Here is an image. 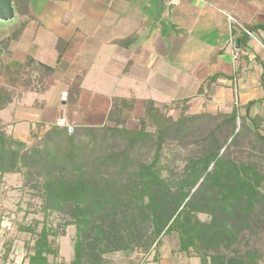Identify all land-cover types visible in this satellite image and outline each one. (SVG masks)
<instances>
[{"label":"crops","instance_id":"1","mask_svg":"<svg viewBox=\"0 0 264 264\" xmlns=\"http://www.w3.org/2000/svg\"><path fill=\"white\" fill-rule=\"evenodd\" d=\"M172 1L13 0L11 27L19 32L0 46V86L12 98L0 113H8L7 133L28 135L39 125L42 135L60 118L68 124L70 111L87 126L111 125V110L123 103L139 120L146 103L183 101L197 113L238 107L242 116L257 102L249 118L264 127V0ZM73 259L61 247L48 257L50 264ZM5 264H29L28 252ZM146 264L201 260L165 254Z\"/></svg>","mask_w":264,"mask_h":264},{"label":"rangeland","instance_id":"2","mask_svg":"<svg viewBox=\"0 0 264 264\" xmlns=\"http://www.w3.org/2000/svg\"><path fill=\"white\" fill-rule=\"evenodd\" d=\"M11 26V20L0 21V46L4 45L3 40H1L3 36L10 35L12 30L16 33L19 32ZM2 54L3 50L0 48V63L3 62L4 58ZM126 105L128 104L123 103L124 108ZM138 107L140 108L137 114H141L143 112L141 103L138 104ZM180 107L181 109L171 108L168 111L162 105L158 107L163 112L162 115H165L168 120H172L169 123L173 124L170 128L171 132L168 133L169 136L165 137L162 156L157 165L162 169L160 179L163 181V185L154 190L151 188L149 194L144 191V195H146L143 201L136 200L135 205L129 209L122 207L120 214L112 215L116 212L115 209L102 210L103 216H109L105 217L108 221L107 224L116 222L114 225L116 228L115 230L110 229L102 237L103 241L100 242L95 241L97 238L95 231L88 230L83 233V241L89 250L88 253L91 251L92 255L98 256L95 260L101 257L102 264H146L149 261H158L165 254L170 257L176 254L197 257L198 253L206 254L209 257V264H249L251 256L255 258L258 264H264V183L256 190L257 198L253 206L249 209L246 208L247 194L249 193L243 192L238 205L227 207L229 212L225 214V221L223 222L216 221L215 225L214 217L206 212L192 214L202 224L214 223L210 229H208L209 227L201 229L200 240L198 241L199 251L192 249L189 252L181 251L179 235L175 231L166 232L167 220L175 214L173 199L176 196L190 193L188 202L195 195L190 201L192 202L191 207L198 210L207 209L208 211L209 201L212 200L214 203L219 201L220 194L226 191L223 187L224 182L227 183L228 181L230 187H234L240 182L237 179L221 176L216 185L215 181L211 179L213 173H209L198 183L188 184L187 179L191 167L204 156H209L213 151L219 152L220 159L233 162L244 176L251 175L250 170H254L264 177V141L259 138L258 131L254 130L253 121L238 118L235 134H232V129L225 122V116L221 115L206 118L186 129V126L180 124L178 127L175 126V123L181 116L186 115L184 111L188 108L191 109L192 106L184 101ZM200 110L205 112V109ZM188 112L197 113V111L191 110ZM5 114L0 117L3 126L7 121L6 116L9 117L8 113ZM60 122L62 123L60 124ZM57 123L66 124L62 118ZM127 126L128 129L135 130V132L139 129H141L140 131L145 130L150 133L149 137L143 140L139 138V134H126L124 132L112 134L102 130H93L92 135L95 142L101 147L94 153L86 151L83 159L85 163L94 162L97 157H102L103 154L110 151L123 153L128 159L125 160L122 156L119 163L114 167L108 165L100 168L97 165L99 170L93 168L97 172H91L99 176L104 175L106 178L118 182L121 194H128L130 187L140 179V176L136 175L139 166H148L153 162L159 143L156 121L146 122L133 117ZM92 127L101 128L102 126L93 125ZM258 127L264 136L263 123H259ZM8 130V134H10L13 129ZM32 132L28 135H21L20 137L15 135L13 137L26 142L28 149L36 144L42 149L46 139L35 141ZM80 132L77 133V141L89 142V134L87 135L83 130ZM133 139L136 141L131 145ZM56 140L58 139L53 137L51 141ZM60 167L62 166L59 165L58 168L52 169L51 175L53 177L63 176L64 179H76V174H78L76 170L66 169L62 171ZM209 170H212V167ZM44 181V176L28 175L27 171L21 174L0 175V264H4L3 257H5L8 248L11 250L9 259L15 252L22 253L23 250L27 251L28 254H33L38 235L25 230L36 228L38 234L45 226L57 232V236L50 237L49 240L55 241V244L59 245V253L61 247L63 255L68 256L69 253L75 255L78 227L67 225L68 222L75 220L73 217L74 206L63 208L61 211L50 212L48 207L54 204L49 205L50 203L44 197ZM159 205L160 207H158ZM210 206H213L211 202ZM46 212L49 214L48 216H46ZM160 219L161 231L155 230ZM93 221L91 227L98 223L100 227L107 226L109 228V225L106 223L105 225L99 217ZM161 227L166 228L161 229ZM64 232L65 234H63Z\"/></svg>","mask_w":264,"mask_h":264},{"label":"trees","instance_id":"3","mask_svg":"<svg viewBox=\"0 0 264 264\" xmlns=\"http://www.w3.org/2000/svg\"><path fill=\"white\" fill-rule=\"evenodd\" d=\"M11 100V92L0 86V113L8 107ZM181 103L182 102H173L162 106L166 109V111L171 110V108L181 109ZM256 103L257 102H249L245 106V116L240 114L238 107H234L230 113L218 112L216 114L206 111L191 114L188 112L191 109L188 108L184 111L186 115L183 117L181 116L182 118L180 117V119L175 123V126L180 127L179 125L181 124V126H186L187 129L195 123H200L206 118H213L215 116L219 117L218 115H221L225 116V122L228 124L229 128L232 129V134H235L237 129V119L246 118V121H253L254 130L256 132L258 131L257 134L259 138L264 141V136H262L260 133L261 130L258 127L259 123L256 121L254 122V120L249 118L250 109L256 105ZM158 107L159 106L153 102L146 103L145 117L141 119L146 122L156 121V129L159 133L157 139L159 143L154 160L148 166H139V171L136 175L140 176V179L135 185L130 187V192L128 194H121L118 182L112 179L110 180L104 175L99 176L91 173L97 172L96 170H93V168L98 169L97 165H99L100 168L107 167L108 165H111L110 167H114L117 163H119L122 156L125 160L128 159L125 155H123V153L110 151L103 154L104 156L102 157H97L94 162L89 161L85 163L83 160L86 151L94 153L101 147L95 142V138L92 135L93 130H102L112 134H115L116 132L136 135L139 134V138L143 140L149 137L150 133L145 130L140 131L141 129H139L135 132V130L128 129V121H130L132 117L129 118L125 114L124 106L117 104L114 105L108 117V121L111 125H104L101 128L87 126L81 121L75 120L72 116L73 112L71 111L68 114V124L60 125L55 123L51 125L50 128L42 135L39 134L40 126L37 125L32 134L35 141L43 140V138L46 139V141L44 140L45 145L42 149H40L37 144L28 149L26 142L17 140L13 137V135L8 134L0 122V175L21 174L22 172L27 171L28 175L35 174L38 176H44V197L47 199L48 203H50L49 205H51V203L54 204L48 207L50 212L61 211L63 208H71V206H74L73 217L75 220L73 222H68L67 224L69 226L76 225L78 227V234L75 242V255L71 264L103 263L101 257L95 260L98 256L96 257L95 255H92L91 251L88 253L89 250L83 241V233L88 230H91L92 232L95 231L97 236L95 241L97 242H100L102 237L105 236L110 229L115 230L116 227L114 225L116 222L107 224L108 221L105 217L109 216H103L102 210L115 209L116 212L112 215L120 214L122 207L129 209L135 205L134 202L136 200L143 201L146 195H144V191L149 194V190L151 188L154 190L158 186L163 185V181L160 179V172L162 169L157 165L162 156L165 137L169 132H171L170 128L173 124L169 123L172 120H168L165 115H162L163 112L159 110ZM81 130L85 131L87 135L89 134V142L77 141V133H81ZM53 137L58 140L52 142L51 140H53ZM135 141L136 140L133 139L131 145H133ZM219 157V152L213 151L209 156H204L199 159L198 162L193 164V167H191L190 173L188 174V184L198 183L209 173H213L211 179L215 181V184L221 176H225L228 179H237L240 180V182L234 187H230L228 181L227 183L224 182L223 187L226 191L223 194H220L221 197L219 201L215 203L212 200L209 201L208 211L207 209H193L191 207L192 202L190 201L195 195L187 202L190 197V193L179 194L173 199L175 204V214L172 218L167 220L166 232L172 233L175 231L179 235L181 251L189 252L191 249L199 251L198 241L200 240L201 229L205 227H209L208 229H210L211 225L214 223L216 225V221H225V214H228L229 212V208L227 207L229 205H238L240 198L243 195L242 193L245 191L249 193L247 194L248 197L246 200V208L249 209L253 206V203L257 198V188L264 183V177H262L258 172L249 169L251 175L244 176L240 173L238 167L234 165L233 162H226ZM215 162H217V164H215ZM59 165L62 166L60 167L61 169L59 168L62 171H65L66 169L76 170V172H78V174H76V179H64L63 176L53 177L51 175V171L52 169L58 168ZM211 167L212 170H209ZM212 180L211 182H213ZM210 202L213 206H210ZM158 207H160V205ZM205 212L214 217L215 222L213 224H202L198 218L192 216L193 213ZM48 215L49 214L46 212V216ZM96 217H99L104 224L106 223L109 225V228H107V226L100 227L97 222H95L97 223V226L95 225L94 227H91L90 225L94 222L93 220H95ZM160 222L161 219L159 220V224L156 226L155 230H160ZM165 228L161 227V229ZM25 231L38 235V240L35 248L33 249V254H28L29 264H50L48 260L49 256H54L55 258L59 256V245H56L55 241L53 242L52 240H49L50 237L57 236L56 231L48 229L47 226H45L38 234L36 228L26 229ZM63 234H65V232ZM10 253L11 250L8 248L5 253V257H3L4 264L9 260ZM197 257L201 260V264H209V257L206 254L198 253ZM249 264L258 263L255 261V258L251 256L249 258Z\"/></svg>","mask_w":264,"mask_h":264},{"label":"water","instance_id":"4","mask_svg":"<svg viewBox=\"0 0 264 264\" xmlns=\"http://www.w3.org/2000/svg\"><path fill=\"white\" fill-rule=\"evenodd\" d=\"M14 16L13 0H0V21L13 20ZM237 44H240V42H237Z\"/></svg>","mask_w":264,"mask_h":264},{"label":"built area","instance_id":"5","mask_svg":"<svg viewBox=\"0 0 264 264\" xmlns=\"http://www.w3.org/2000/svg\"><path fill=\"white\" fill-rule=\"evenodd\" d=\"M179 0H173L172 3L175 4V3H178ZM245 34L249 37H252L253 36V33L250 31V30H245ZM234 59H238L240 57L239 55V52L235 53L234 54ZM62 122H60L61 124ZM64 125V124H63Z\"/></svg>","mask_w":264,"mask_h":264}]
</instances>
